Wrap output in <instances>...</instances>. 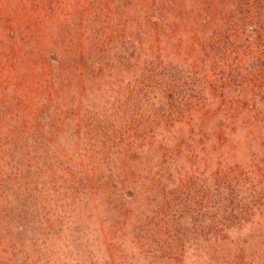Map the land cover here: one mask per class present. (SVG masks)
<instances>
[{"label": "rangeland", "instance_id": "374dc122", "mask_svg": "<svg viewBox=\"0 0 264 264\" xmlns=\"http://www.w3.org/2000/svg\"><path fill=\"white\" fill-rule=\"evenodd\" d=\"M239 7L252 19L264 0H0V264H264V212L182 247L164 236L168 193L264 173V96L216 75L264 52V26L206 63ZM152 61L212 85L164 91L173 123L139 139L123 109Z\"/></svg>", "mask_w": 264, "mask_h": 264}, {"label": "trees", "instance_id": "16d2710c", "mask_svg": "<svg viewBox=\"0 0 264 264\" xmlns=\"http://www.w3.org/2000/svg\"><path fill=\"white\" fill-rule=\"evenodd\" d=\"M257 9L256 13L254 11V17L256 15L258 23L264 26V10L260 7ZM244 12L245 9L239 7L235 11V16L227 18L219 38L209 49L206 63L212 71L213 63L216 58L221 57L222 51L231 47L229 50L236 55L238 50L246 48L247 43L255 42L256 38L248 26L249 21L253 22L251 20L255 18L245 20ZM247 26L249 30L244 32ZM241 62L237 66L229 65L227 71L217 70L216 75L223 80V83L218 85L221 92L237 91L249 83L255 93L264 96V52L249 58L242 57ZM147 64L134 75L128 86L125 98L127 107L123 109L129 111V116L137 117L135 121L130 122L134 127V137L140 136L139 139L142 137L144 127L173 123L170 117L157 115L158 99H167L164 91L171 95V90L178 88V94L181 93L184 97L193 95L198 97L197 100H201L205 96L206 88L212 85L208 79L198 77L188 70L181 71L175 66H165L167 69L164 73L163 70L157 71L160 68L159 62L152 61ZM218 66L219 63L217 68ZM147 111L153 115H141ZM253 166L245 163L237 173H217L215 175L217 178H213L208 185L205 181L196 188L195 184H192V189L183 192L185 193L183 199L187 197L193 201L192 205H184L185 210L181 204V201L183 202L181 193H168L163 211L166 215L165 239L182 247L194 240H207L223 231L241 227L264 212V173L255 179L256 172L252 171ZM194 205L200 210L194 211Z\"/></svg>", "mask_w": 264, "mask_h": 264}]
</instances>
